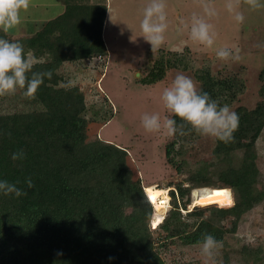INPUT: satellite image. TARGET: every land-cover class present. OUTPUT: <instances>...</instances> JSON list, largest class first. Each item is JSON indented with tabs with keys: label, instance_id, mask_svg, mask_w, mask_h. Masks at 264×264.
Returning <instances> with one entry per match:
<instances>
[{
	"label": "trees",
	"instance_id": "trees-1",
	"mask_svg": "<svg viewBox=\"0 0 264 264\" xmlns=\"http://www.w3.org/2000/svg\"><path fill=\"white\" fill-rule=\"evenodd\" d=\"M61 1L64 12L40 22L29 35L14 38V30H0V38L19 42L26 55L33 53L38 61L33 71L52 73L33 99L25 98L21 89L0 96V180L19 181L17 187L27 192L20 197L0 193V264H186L169 262L164 250L199 246L205 233L227 243L226 235L237 232L243 216L264 204L257 151L264 130V68L258 73L261 99L254 108L234 109L239 115L234 139L224 143L214 138L212 161L187 170L188 176L168 187L157 185L169 189L172 207L156 232L151 224L154 204L146 192L153 184L135 178L126 147L89 138L87 127L98 117H87L85 92L70 86L60 71L67 61L107 53V0ZM166 53L145 83L164 79L167 69L176 66L188 69L178 52ZM195 77L197 91L207 92L221 106L231 105L247 91L239 73L215 72L210 65L198 68ZM173 119L178 130L167 145V159L182 173L186 159L175 156H183L203 135L180 118ZM20 149L25 158L13 160L12 153ZM26 178L33 188L24 183ZM204 187L230 188L234 202L190 208L193 190ZM231 250L225 252L226 262ZM258 253L246 248L241 257L245 264H257Z\"/></svg>",
	"mask_w": 264,
	"mask_h": 264
},
{
	"label": "rangeland",
	"instance_id": "rangeland-1",
	"mask_svg": "<svg viewBox=\"0 0 264 264\" xmlns=\"http://www.w3.org/2000/svg\"><path fill=\"white\" fill-rule=\"evenodd\" d=\"M40 2L46 4L43 5L46 11L42 10V6L37 9L33 4L40 5ZM149 2L150 0H109L111 11L104 33L108 43L107 53L94 59L67 61L60 71L70 86H80L85 92L89 107L87 117H98L91 119L87 127L89 138L100 137L126 147L129 152L128 162L134 170L135 178L141 177L145 185L160 184L168 187L171 181L176 182L188 176L187 170L201 167L204 161H212L215 137L202 136L183 156L173 154L177 160L186 159L181 173L167 159V145L175 140V135L169 138L163 132H146L141 125L142 115L159 113L162 118L168 115L160 100L163 89L171 84L177 74H183L195 82L198 90L199 82L195 71L206 65H210L215 72L226 70L229 73H239L247 81L245 94L229 105L232 111L238 105L254 108L261 99L258 73L264 68V7L253 9L245 0H165L168 28L164 43L153 52L151 45L140 36V21ZM230 2L233 4L232 11L227 7ZM260 3L264 5V0H260ZM205 5L214 11V15L208 16L205 13ZM59 8L54 0H30L28 9L20 13V25L8 33L14 30V38L27 33L29 35L38 28L37 25L47 14L53 15ZM236 13L244 16L243 23L236 22ZM193 15L213 26L215 35L211 48L190 39ZM221 48H228L233 53L238 49L240 59H218L216 52ZM170 51L178 52L188 64V69L176 66L167 69L164 79L145 83L144 80L148 78L156 61L164 52ZM97 111L100 112L99 116L96 115ZM175 146L178 148L180 141ZM257 151L258 163L264 174V130L257 142ZM193 194L190 208L195 206ZM170 200L171 197L167 207L161 210L164 218L172 207ZM155 208L154 205V210ZM151 224L159 232V226L155 227L153 217ZM226 241L227 243L218 244L209 264H245L241 251L246 248L259 250L257 264H264V204L245 214L237 232L227 234ZM200 249L201 245L170 246L163 254L169 262L204 264ZM227 250H231L229 262L225 260Z\"/></svg>",
	"mask_w": 264,
	"mask_h": 264
},
{
	"label": "clouds",
	"instance_id": "clouds-1",
	"mask_svg": "<svg viewBox=\"0 0 264 264\" xmlns=\"http://www.w3.org/2000/svg\"><path fill=\"white\" fill-rule=\"evenodd\" d=\"M245 3L253 9L264 7L260 0H245ZM29 5L30 0H0V30L8 33L19 26L20 13L27 10ZM227 7L229 11L233 10L231 2ZM165 9V0H150L143 10L140 36H143L144 40L151 45L153 52L165 41V32L168 28ZM204 11L208 16L214 15V11L207 5ZM235 20L243 23L244 16L236 13ZM212 28L213 26L203 18L193 15L190 24V39L211 48L215 35ZM238 53V49L233 53L228 48H221L217 50L216 56L221 60H239ZM37 63L33 54H25L22 44L0 38V96L15 94L17 89H21L25 98H35L44 78H51L52 75L50 71H33ZM29 73H31L30 76ZM160 100L168 115L163 118L159 113L142 115L141 125L146 132H163L167 137H173L178 130L176 119L171 118L174 116L180 118L199 135L212 136L224 143H229L234 139L233 133L239 126V115L232 111L227 103L221 106L207 92H198L195 82L188 76L177 74L171 84L163 89ZM180 127L183 128V125ZM181 134H183L182 131ZM11 158L13 160L25 158L23 149L13 152ZM18 183L19 181L10 183L7 180H0V193L4 196L14 194L16 197L27 195L26 191L17 187ZM24 183L29 189L34 187L31 178H26ZM200 243V254L204 258V264H209L219 242L213 235L205 233Z\"/></svg>",
	"mask_w": 264,
	"mask_h": 264
},
{
	"label": "bare ground",
	"instance_id": "bare-ground-1",
	"mask_svg": "<svg viewBox=\"0 0 264 264\" xmlns=\"http://www.w3.org/2000/svg\"><path fill=\"white\" fill-rule=\"evenodd\" d=\"M168 191V188H162L154 184L146 187V192L156 207L153 216V223L155 224V227L164 219V214L161 213V210L165 209L169 202L170 197ZM233 202L234 197L230 188L218 189L212 187H204L202 189L197 188L194 190L193 205H207L214 203H218L220 205H229Z\"/></svg>",
	"mask_w": 264,
	"mask_h": 264
},
{
	"label": "crops",
	"instance_id": "crops-1",
	"mask_svg": "<svg viewBox=\"0 0 264 264\" xmlns=\"http://www.w3.org/2000/svg\"><path fill=\"white\" fill-rule=\"evenodd\" d=\"M33 4H35V6L37 7V9H41V6H42V10L43 11H46V7L45 6H43L45 3H43V2H40V5H38V4H36V3H33ZM54 4H56V6L57 7H60L56 12H55V14H53V15H50V16H48V14L45 16V18L41 21V23L42 22H45V21H47V20H50V19H52V18H54V17H56L57 15H59V14H61V13H63L64 12V10H65V5L62 3V1L61 0H54ZM59 4V5H58ZM107 4H108V11H107V15H106V21H105V25H104V30H103V37H104V40H105V26H106V22H107V20H108V16H109V12L111 11V7H110V3H109V0H107ZM46 5V4H45ZM39 6V7H38ZM105 43H106V45H108V43L106 42V40H105ZM94 59V58H93Z\"/></svg>",
	"mask_w": 264,
	"mask_h": 264
}]
</instances>
